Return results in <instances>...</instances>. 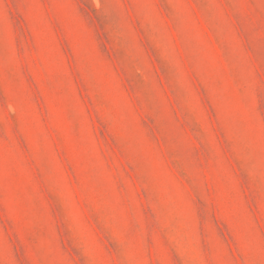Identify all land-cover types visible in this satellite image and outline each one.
<instances>
[{
  "label": "rangeland",
  "instance_id": "rangeland-1",
  "mask_svg": "<svg viewBox=\"0 0 264 264\" xmlns=\"http://www.w3.org/2000/svg\"><path fill=\"white\" fill-rule=\"evenodd\" d=\"M0 264H264V0H0Z\"/></svg>",
  "mask_w": 264,
  "mask_h": 264
}]
</instances>
